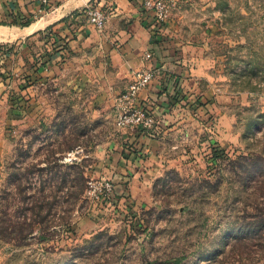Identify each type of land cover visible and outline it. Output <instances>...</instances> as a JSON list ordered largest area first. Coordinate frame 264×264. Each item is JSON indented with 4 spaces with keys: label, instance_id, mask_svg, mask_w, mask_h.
Wrapping results in <instances>:
<instances>
[{
    "label": "rangeland",
    "instance_id": "374dc122",
    "mask_svg": "<svg viewBox=\"0 0 264 264\" xmlns=\"http://www.w3.org/2000/svg\"><path fill=\"white\" fill-rule=\"evenodd\" d=\"M170 20L211 69L191 113L163 124L164 166L138 198L104 175L121 140L95 88L69 70L24 95L12 84L50 28L0 42V264H264V0H190ZM101 179L112 196L92 200Z\"/></svg>",
    "mask_w": 264,
    "mask_h": 264
},
{
    "label": "crops",
    "instance_id": "0c3cea01",
    "mask_svg": "<svg viewBox=\"0 0 264 264\" xmlns=\"http://www.w3.org/2000/svg\"><path fill=\"white\" fill-rule=\"evenodd\" d=\"M189 1L177 0L172 8ZM141 2L48 0V4L42 6L39 0H0V22L30 20L37 13L48 12V15L23 29L0 26V42L30 37L50 28L48 32L52 40L44 44L35 56L37 61L32 66L15 65L11 70L12 84L24 83L22 95L30 93L35 87L59 82L57 75L69 70L74 75L69 81L74 89L95 88L93 97L112 107L113 112L115 97L131 84L134 72L155 69L154 80L139 93V100L154 119L157 135L151 137L130 130L117 131V138L121 140V145L113 148L119 151L117 158L113 157L111 162L103 165V168L113 169L104 170L107 179L118 184L127 181L132 185L134 198L139 197L140 191L143 193L142 182L148 184L155 171L164 166L160 145L168 129L163 124L168 125V119L174 113H191L195 101L190 100L196 97L200 81L209 76L211 69L210 65L207 68L210 60L202 57L206 48L193 45L190 36L183 31L181 33L171 20L156 31L152 15L142 9ZM91 3L102 6L107 15L102 32L96 31L84 14ZM34 39L36 36L29 38ZM25 46H21L23 53L26 52ZM147 53L152 55V60L144 59ZM17 73H23L22 77H18ZM199 99L203 98L195 100ZM117 188L123 187L117 185ZM145 189L148 190L147 187ZM125 192L130 191L127 189Z\"/></svg>",
    "mask_w": 264,
    "mask_h": 264
},
{
    "label": "built area",
    "instance_id": "2783aa9c",
    "mask_svg": "<svg viewBox=\"0 0 264 264\" xmlns=\"http://www.w3.org/2000/svg\"><path fill=\"white\" fill-rule=\"evenodd\" d=\"M42 6L48 4V0H39ZM177 0H142L141 7L152 15V22L156 31L164 28L168 21L171 7ZM84 14L88 23L99 32L105 27L107 15L99 5L91 3ZM144 59L152 60L150 53L145 54ZM155 69L146 68L137 70L133 74L131 84L114 99L113 113L114 126L117 131L130 130L148 134L151 137L157 135L154 119L139 100V93L146 89L155 78ZM113 185L109 180L89 181L86 187V195L92 200L107 201L112 196Z\"/></svg>",
    "mask_w": 264,
    "mask_h": 264
},
{
    "label": "bare ground",
    "instance_id": "6f19581e",
    "mask_svg": "<svg viewBox=\"0 0 264 264\" xmlns=\"http://www.w3.org/2000/svg\"><path fill=\"white\" fill-rule=\"evenodd\" d=\"M33 27H34V26H33ZM37 27H38V26H37ZM31 28H32V27H31ZM5 31H6V30H5ZM10 32H11V31H10ZM0 33H1V32H0ZM6 33H7V32H6ZM2 34H4V33H2ZM3 36H4V35H3ZM8 36H9V35H8ZM13 36H14V35H13ZM15 36H16V35H15ZM5 37H6V36H5ZM5 39H6V38H5ZM5 39H4V40H5Z\"/></svg>",
    "mask_w": 264,
    "mask_h": 264
},
{
    "label": "trees",
    "instance_id": "16d2710c",
    "mask_svg": "<svg viewBox=\"0 0 264 264\" xmlns=\"http://www.w3.org/2000/svg\"><path fill=\"white\" fill-rule=\"evenodd\" d=\"M11 23L16 24L17 22H16V21H13V22H11Z\"/></svg>",
    "mask_w": 264,
    "mask_h": 264
}]
</instances>
